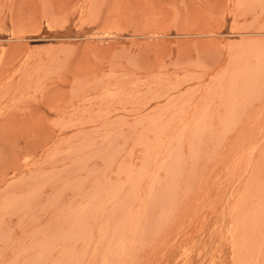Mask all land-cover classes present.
Returning a JSON list of instances; mask_svg holds the SVG:
<instances>
[{"label":"rangeland","instance_id":"374dc122","mask_svg":"<svg viewBox=\"0 0 264 264\" xmlns=\"http://www.w3.org/2000/svg\"><path fill=\"white\" fill-rule=\"evenodd\" d=\"M0 264H264V0H0Z\"/></svg>","mask_w":264,"mask_h":264},{"label":"bare ground","instance_id":"6f19581e","mask_svg":"<svg viewBox=\"0 0 264 264\" xmlns=\"http://www.w3.org/2000/svg\"><path fill=\"white\" fill-rule=\"evenodd\" d=\"M90 3H91V2H90ZM84 4H85V3H84ZM84 4H83V5H84ZM88 6H89V5H88ZM94 6H95V4H94ZM88 8H89V7H88ZM86 10H87V9H86ZM45 11H46V10H45ZM87 12H88V11H87ZM88 13H89V12H88ZM92 14H93V12H92ZM88 15H89V14H88ZM80 20H82V19H80ZM107 29H108V28H107ZM113 29H114V28H113ZM115 30H117V29H115ZM123 46H124V45H123ZM124 48H125V47H124ZM128 50H130V49H128ZM124 51H126V48H125ZM124 51H121V50H120V52H124ZM30 52H31V51H30ZM113 52H114V51H113ZM112 57H114V56H112Z\"/></svg>","mask_w":264,"mask_h":264}]
</instances>
